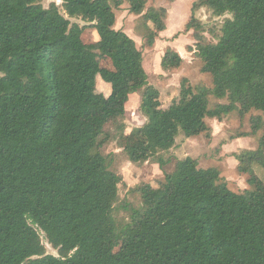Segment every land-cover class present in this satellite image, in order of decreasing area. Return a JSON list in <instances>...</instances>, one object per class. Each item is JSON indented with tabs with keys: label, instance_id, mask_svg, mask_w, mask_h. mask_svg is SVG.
<instances>
[{
	"label": "trees",
	"instance_id": "16d2710c",
	"mask_svg": "<svg viewBox=\"0 0 264 264\" xmlns=\"http://www.w3.org/2000/svg\"><path fill=\"white\" fill-rule=\"evenodd\" d=\"M124 2L140 15L143 45L151 47L168 11L149 0H0V264H264V181L253 171L264 167V0L193 1L192 12L230 16L209 42L189 15L184 31L193 30V54L212 85L183 77L167 107L147 83L136 42L115 28ZM88 27L89 43L82 38ZM97 57L109 58L111 68ZM181 62L167 47L160 66ZM97 76L108 95L96 90ZM139 89L146 121L141 142L126 144L135 139L125 132V104ZM251 110L261 114L242 135L260 132L257 147L236 155L248 189H229L216 168L186 156L119 201L122 178L117 154L105 152L109 142L143 163L178 133H208L206 118ZM40 232L57 255L46 252Z\"/></svg>",
	"mask_w": 264,
	"mask_h": 264
},
{
	"label": "rangeland",
	"instance_id": "374dc122",
	"mask_svg": "<svg viewBox=\"0 0 264 264\" xmlns=\"http://www.w3.org/2000/svg\"><path fill=\"white\" fill-rule=\"evenodd\" d=\"M50 1L43 0V5L47 6ZM55 1L60 4V0ZM193 1L149 0L148 6H164L168 11L165 31L168 37H160L158 40L156 38L151 47L143 45L144 26L140 15L126 14V2L116 10V27L123 31L125 30L124 32L134 39L137 47L141 50L143 66L147 74V83L159 90V100L162 107H167L178 96L180 81L183 77L191 85H212L210 75L200 70L201 63L193 54V44L195 42L192 35L193 30L184 31V24L189 15L193 13L203 26L205 41L215 42L217 36L220 35V28L224 19L230 15L214 16L205 7L192 12L191 6ZM182 17L184 18L183 21H181ZM71 20L80 24L85 23L78 18H72ZM166 46L177 51L181 56L182 62L179 67L167 70L161 68L160 59ZM96 61L101 67L111 68L110 60L107 57H97ZM95 87L98 92L104 95L110 93L108 82L100 76L96 77ZM139 96L140 89L130 93L128 101L125 104V114L123 116V122L126 126L125 132L128 135H134L132 137L135 139L133 142L131 141L126 144L141 142L140 140L137 141V138L141 139L139 130L146 121V118L138 108ZM214 101L225 102L226 100L211 98V102ZM257 114H261V112L251 110L244 115H240L237 111H233L225 115L221 120L206 118V124L210 128L208 133H200L188 137L182 133H178L173 145L168 150L159 152L158 155L143 163L128 161L122 155L117 141L115 139L112 140L107 145L105 152L117 154L114 169L122 178L118 184L119 201L132 198L129 189L139 183L156 184L159 180L163 179L166 173H169L173 169L176 159L186 156L194 158L199 167L216 168L220 178L229 189L235 192L248 189L250 186L247 181L248 174L237 170L236 155L245 149L257 147L260 132L254 135H242L250 131V117ZM107 128L110 129L111 126L109 125ZM159 158L163 160L162 165L158 161ZM253 171L264 181V167L254 165ZM122 213H124L123 210H120V214ZM40 236L46 252L57 255V251L47 242L42 232H40Z\"/></svg>",
	"mask_w": 264,
	"mask_h": 264
},
{
	"label": "crops",
	"instance_id": "0c3cea01",
	"mask_svg": "<svg viewBox=\"0 0 264 264\" xmlns=\"http://www.w3.org/2000/svg\"><path fill=\"white\" fill-rule=\"evenodd\" d=\"M125 13L126 14H128L129 12H128V10H127V6H125ZM130 14V13H129ZM130 15H133V14H130ZM116 18H117V15H116ZM117 20V19H116ZM184 20V18L182 17V19H181V21H183ZM181 23V22H180ZM166 26H167V23H166ZM115 28L116 29H118L117 27H116V22H115ZM125 31V30H124ZM165 31H166V29H164L163 31H160L159 32V34H158V37H157V40H158V38H166V37H168L166 34H165ZM126 33V32H125ZM85 34V35H84ZM82 38H83V40L85 41V42H91L94 38H95V36H94V33L92 32V28H86L85 30H84V32H83V34H82ZM166 48H167V46H166ZM165 48V49H166Z\"/></svg>",
	"mask_w": 264,
	"mask_h": 264
}]
</instances>
